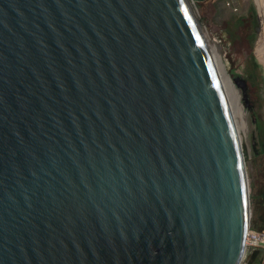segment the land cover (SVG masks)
Listing matches in <instances>:
<instances>
[{"label": "water", "instance_id": "1", "mask_svg": "<svg viewBox=\"0 0 264 264\" xmlns=\"http://www.w3.org/2000/svg\"><path fill=\"white\" fill-rule=\"evenodd\" d=\"M196 1L0 0V264H242L255 187Z\"/></svg>", "mask_w": 264, "mask_h": 264}, {"label": "rangeland", "instance_id": "2", "mask_svg": "<svg viewBox=\"0 0 264 264\" xmlns=\"http://www.w3.org/2000/svg\"><path fill=\"white\" fill-rule=\"evenodd\" d=\"M196 2L214 37L239 97L247 125L255 196H257L264 186V150L261 151L258 143V125H264V61H259L261 58L264 59L263 16L254 0ZM256 44L259 52L255 49ZM250 55L254 57L258 66L253 65ZM254 229L261 230L263 227ZM260 263L264 264L263 255Z\"/></svg>", "mask_w": 264, "mask_h": 264}, {"label": "trees", "instance_id": "3", "mask_svg": "<svg viewBox=\"0 0 264 264\" xmlns=\"http://www.w3.org/2000/svg\"><path fill=\"white\" fill-rule=\"evenodd\" d=\"M250 59L253 63L254 66H258V63L255 61L254 57L250 55ZM258 130H259V147L261 148V151L264 150V125H258ZM255 204H254V212L252 216V223L255 226L254 228H260L259 223V218L261 220H264V189L262 188L256 198H255ZM259 213H261L260 217L258 216ZM262 249L261 248H251L246 251L245 257L250 260V262L254 264H259L261 261V255H262Z\"/></svg>", "mask_w": 264, "mask_h": 264}, {"label": "built area", "instance_id": "4", "mask_svg": "<svg viewBox=\"0 0 264 264\" xmlns=\"http://www.w3.org/2000/svg\"><path fill=\"white\" fill-rule=\"evenodd\" d=\"M252 246H261L264 248V232L254 230L250 247Z\"/></svg>", "mask_w": 264, "mask_h": 264}, {"label": "bare ground", "instance_id": "5", "mask_svg": "<svg viewBox=\"0 0 264 264\" xmlns=\"http://www.w3.org/2000/svg\"><path fill=\"white\" fill-rule=\"evenodd\" d=\"M255 1V4L258 8V10L260 11V13L262 14L263 16V27L262 29L264 30V0H254ZM256 51L259 52V47H258V44H256V47H255ZM259 61H264L263 58H261Z\"/></svg>", "mask_w": 264, "mask_h": 264}, {"label": "crops", "instance_id": "6", "mask_svg": "<svg viewBox=\"0 0 264 264\" xmlns=\"http://www.w3.org/2000/svg\"><path fill=\"white\" fill-rule=\"evenodd\" d=\"M263 187V189H264V186H262ZM260 215H261V213H259V217H260ZM259 221L261 222V223H259V225H260V228L261 227H263V229H261V231H263L264 232V220H261L260 218H259ZM262 255H263V253H262ZM261 255V256H262ZM263 257H264V255H263ZM245 263L244 264H254V263H252V262H250V260L249 259H247L246 257H245ZM259 264H261V263H259Z\"/></svg>", "mask_w": 264, "mask_h": 264}, {"label": "clouds", "instance_id": "7", "mask_svg": "<svg viewBox=\"0 0 264 264\" xmlns=\"http://www.w3.org/2000/svg\"><path fill=\"white\" fill-rule=\"evenodd\" d=\"M255 231H261V230H256V229H254ZM261 232H263V231H261ZM251 248H261L262 250H264V248L263 247H258V246H252V247H249V249H251ZM263 255H264V251H263Z\"/></svg>", "mask_w": 264, "mask_h": 264}]
</instances>
